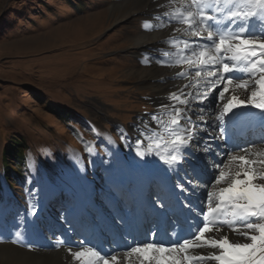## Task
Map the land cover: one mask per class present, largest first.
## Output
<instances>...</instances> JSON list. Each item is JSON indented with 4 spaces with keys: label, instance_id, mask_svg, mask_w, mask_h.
<instances>
[{
    "label": "rangeland",
    "instance_id": "1",
    "mask_svg": "<svg viewBox=\"0 0 264 264\" xmlns=\"http://www.w3.org/2000/svg\"><path fill=\"white\" fill-rule=\"evenodd\" d=\"M166 2L0 0V264H60L47 254L56 250L59 216L77 201L72 191L87 202L79 189L91 192L92 180L102 209L112 206L109 187L137 157L136 126L172 90L161 79L168 67L155 62L168 31L143 27ZM8 146L14 153L4 161ZM88 203L92 213H83L93 224L105 217L94 224L103 229L112 213L94 215ZM80 210L67 212L72 239ZM80 225L77 232L89 229ZM17 230L23 238L13 243Z\"/></svg>",
    "mask_w": 264,
    "mask_h": 264
},
{
    "label": "snow or ice",
    "instance_id": "2",
    "mask_svg": "<svg viewBox=\"0 0 264 264\" xmlns=\"http://www.w3.org/2000/svg\"><path fill=\"white\" fill-rule=\"evenodd\" d=\"M157 7V22L143 27H171L155 62L178 69L161 78L177 83L136 126V155L157 157L176 177L172 188L193 218L167 236L153 231L107 247L58 239L56 247L67 244L73 264H264V0H167ZM240 118L257 119L261 134L235 139ZM191 159L205 163L189 173L184 165ZM201 190L203 199L193 203ZM150 198L165 207L177 196L168 190ZM14 235L13 243L23 238L20 230Z\"/></svg>",
    "mask_w": 264,
    "mask_h": 264
},
{
    "label": "bare ground",
    "instance_id": "3",
    "mask_svg": "<svg viewBox=\"0 0 264 264\" xmlns=\"http://www.w3.org/2000/svg\"><path fill=\"white\" fill-rule=\"evenodd\" d=\"M168 31V32H167ZM166 32L167 33H165V38L166 37H168L169 35H171L172 34V29H171V27H167L166 28ZM154 42V40H152L150 43H153ZM139 43H142V47H145V46H147V44H148V41L146 42L145 40H143V41H139ZM176 70H178V69H170V68H168V69H166L165 70V72H164V77L166 78V77H170V76H172L173 74H174V71H176ZM170 80V79H169ZM169 80H166V81H169ZM173 81V80H172ZM171 82V81H170ZM173 83H177V81H173ZM172 83V84H173ZM213 108H214V105H213ZM205 136H206V134H204ZM244 139H249V138H243V140ZM211 143H213L214 145H215V141H210ZM198 157H203V153H197L196 154ZM158 159V158H157ZM193 160H195V161H197V162H199L200 163V161H204L203 159H193ZM194 164V163H193ZM190 166V165H189ZM163 169H162V171H167V168L166 167H162ZM137 170V171H136ZM135 170V168L132 166L131 167V169L128 171H126L123 175L125 176V177H127V179H138V178H140V177H142L143 175H150L151 177H152V174L151 173H149L150 172V170H145V168L142 166V167H140L139 169H136ZM189 171H190V168H189ZM122 175V176H123ZM122 176H120V177H122ZM119 177V178H120ZM119 178H117V181H116V187L117 188H122V186L119 184V182H118V179ZM130 190V189H129ZM126 191H128V190H126ZM136 188L135 189H132L131 190V193L128 195L129 196V198H131V201H133V202H135V203H137L138 201L137 200H135L134 198H132V197H134V195H136ZM200 194H201V196H203L204 197V195H205V193H204V191L203 190H201L200 191ZM198 198H200V196H198ZM88 204H90L91 206L92 205H94L93 203H92V201L90 200V197H89V199H88ZM74 206V204L68 209V211L69 210H71V208ZM95 207V206H94ZM123 208H124V205H123ZM131 210L132 209H130V208H128V209H122V211L127 215V216H130V212H131ZM67 211V212H68ZM73 212V211H72ZM71 212V213H72ZM85 213L86 211H82V210H80L79 212H78V215H77V218L75 219V221H74V223H71V225H74V226H81L80 225V219H79V217H80V214H82V213ZM112 213V215L110 216V218H111V220H108V223H107V225L103 228V229H98V228H95L94 227V224H95V226H99V225H101L102 224V221H103V219L105 218L104 216H102V217H104V218H101V217H97V218H95L96 219V221L94 222V224H93V222L91 221V219L89 218V221H86V224H87V226L89 227V229L87 230V234H85V233H80V235H75V237H74V239H72L71 238V231L70 230H68V228H67V225H68V220L70 219V216L66 213V214H64V215H61V216H59V220H58V223H57V228L59 229V231L61 232V233H59L60 235L59 236H56L57 237V239H56V241H54L55 243H54V249H56V250H51L50 252H48L47 254H50V255H52V254H54V253H57V255H58V259H56L55 260V262L56 261H58V263H60V264H73V261L71 260V257H70V255L65 251V248L67 247V244H65L64 246H62V247H60V248H57L56 247V244H57V241H58V239H63V240H65V241H73V242H75V241H78V240H83V239H85V238H87L88 240H91V241H94V242H97V243H103L106 247L110 244V243H112V242H115V243H122L124 240H122L121 238L119 239V236L121 237V233L119 232V227H120V225L122 224L121 223V219H120V216L119 215H117V214H119L120 212H117V211H112L111 212ZM87 216V215H86ZM88 217V216H87ZM125 218V217H124ZM123 218V219H124ZM122 219V220H123ZM70 227V226H69ZM92 228V229H91ZM74 231V230H73ZM112 232H115L114 234L116 235V239L114 240V239H110V237H109V235L112 233ZM83 235H86V236H83ZM73 236V235H72ZM55 240V239H54ZM49 251V250H48ZM54 255H56V254H54ZM57 263V262H56Z\"/></svg>",
    "mask_w": 264,
    "mask_h": 264
},
{
    "label": "trees",
    "instance_id": "4",
    "mask_svg": "<svg viewBox=\"0 0 264 264\" xmlns=\"http://www.w3.org/2000/svg\"><path fill=\"white\" fill-rule=\"evenodd\" d=\"M13 153H14V149L12 147H10V146L6 147L4 149V161L7 160L6 158H7L8 155H11Z\"/></svg>",
    "mask_w": 264,
    "mask_h": 264
}]
</instances>
